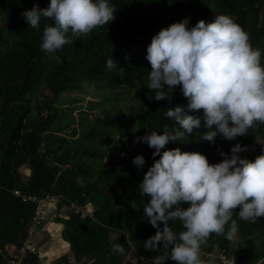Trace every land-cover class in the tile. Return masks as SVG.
<instances>
[{"label": "trees", "instance_id": "1", "mask_svg": "<svg viewBox=\"0 0 264 264\" xmlns=\"http://www.w3.org/2000/svg\"><path fill=\"white\" fill-rule=\"evenodd\" d=\"M109 3L117 10L109 25L87 37L69 33L73 43L46 53L40 48L43 29L53 22L42 18L39 28H31L21 14L34 6L45 9L50 0H0V264L11 257L4 247L19 249L30 226L35 203L26 198L45 196L58 209L71 203L93 209L92 219L74 214L60 219L75 264H131L133 255L134 264H151L159 254L144 243L156 229L143 212L150 197H142L138 186L160 157L154 158L155 150L146 143L134 141L152 131L162 134L165 126L175 127L166 111L186 107L187 100L179 86L168 99H154L147 88V47L172 23L189 18L191 28L200 20L227 15L249 34L252 46L264 52V0ZM111 56L117 70L106 67ZM88 96L115 100L122 109L116 118L103 115L100 103L86 101ZM189 114L203 117L202 110ZM69 126L78 128L68 132ZM203 131L202 126L183 140L169 142L161 153L175 148L200 152L215 164L223 159L221 151L230 156L239 143L247 147L242 158L254 161L264 154V124L257 123L232 141L217 136L214 144L200 141ZM138 155L145 159L139 169L132 163ZM22 170L27 171L25 177ZM233 219L237 235L232 240L211 235L201 249L204 259L220 264L217 255L223 251L236 264H264V217L243 221L234 214ZM169 223L177 233L183 230L179 221ZM117 243L124 245L123 255L115 251ZM37 263V254L20 262Z\"/></svg>", "mask_w": 264, "mask_h": 264}, {"label": "clouds", "instance_id": "2", "mask_svg": "<svg viewBox=\"0 0 264 264\" xmlns=\"http://www.w3.org/2000/svg\"><path fill=\"white\" fill-rule=\"evenodd\" d=\"M116 11L109 0H50L47 8L34 6L21 15L31 28H39L42 18L53 22L44 26L40 48L55 53L73 43L69 33L87 37L114 21ZM188 25L189 18L172 23L147 47L146 60L151 66L147 88L154 99H168L179 86L187 100L186 107L166 111V118H171L175 127L165 126L162 134L152 131L134 141L146 143L155 150L153 157H160L138 186L142 197H150L143 212L156 229L144 247L157 252L161 245L163 248L151 264L167 260L211 264L201 258L202 246L213 234L232 240L238 233L234 214L243 221L264 217V154L254 161L242 158L240 154L247 147L239 143L231 148L230 156L221 151L223 159L215 164L200 152L175 148L161 153L169 142L183 140L202 126L200 141L214 144L217 136L232 141L257 123L264 124V52L252 46L249 34L230 16L218 15L211 22L200 20L191 28ZM106 67L117 70L112 56ZM200 110L202 119L189 114ZM132 163L139 169L145 159L138 155ZM183 203L189 206L182 208ZM176 221L183 229L178 233L169 223ZM114 248L125 253L124 245L117 243Z\"/></svg>", "mask_w": 264, "mask_h": 264}, {"label": "crops", "instance_id": "3", "mask_svg": "<svg viewBox=\"0 0 264 264\" xmlns=\"http://www.w3.org/2000/svg\"><path fill=\"white\" fill-rule=\"evenodd\" d=\"M62 209L59 211H48V214L45 213L42 225L36 228L33 233L38 261L42 264H62L60 261L62 258L66 260L67 264H75L68 244L64 241V226L60 221V219H67L70 216V212L67 208ZM7 253L10 256L16 255V252L9 248ZM201 258L204 259L203 255H201ZM136 260L137 257L133 255L128 261L134 264ZM213 260L214 258L208 261H211L212 264Z\"/></svg>", "mask_w": 264, "mask_h": 264}, {"label": "built area", "instance_id": "4", "mask_svg": "<svg viewBox=\"0 0 264 264\" xmlns=\"http://www.w3.org/2000/svg\"><path fill=\"white\" fill-rule=\"evenodd\" d=\"M26 200L32 201L35 203V209L33 212V216L31 219L30 226L26 230V236L24 240L22 241L21 246L19 249H15L12 246H5L4 249L7 251L9 249H13L16 251L15 256H11L7 264H20L21 260H23L28 254H37V250L34 245L33 240V233L36 228L40 227L43 223V218L45 214V210L50 206L51 203H53V199L51 197L45 196V197H27ZM70 214L78 215L81 218H93V210L89 206H78L74 203L69 204L67 207ZM217 259L220 264H236L233 257L230 255H226L221 251L217 255ZM37 264H42L38 261ZM49 264V263H48Z\"/></svg>", "mask_w": 264, "mask_h": 264}, {"label": "rangeland", "instance_id": "5", "mask_svg": "<svg viewBox=\"0 0 264 264\" xmlns=\"http://www.w3.org/2000/svg\"><path fill=\"white\" fill-rule=\"evenodd\" d=\"M214 19V18H213ZM86 101L88 100H91V101H94L95 103H100V110L101 112L103 113V115H106V114H109V116L113 117V118H116L118 116V112L120 109H122V106H120L118 104L117 101H111V100H108V101H103L101 100L100 98H95L93 96H88L85 98ZM76 129L78 127L76 126H69L67 128L66 131H71L72 129ZM242 157V156H241ZM22 173H23V177H25L27 175V171L26 170H22ZM61 209H58L56 207V205L53 203L50 204V206L45 210V213L48 214V211L51 212V211H59ZM63 210V209H62ZM160 252H158L159 255H161L163 253V248H162V245L160 246ZM202 255V254H201ZM215 261V259L213 260ZM214 263V262H213Z\"/></svg>", "mask_w": 264, "mask_h": 264}, {"label": "bare ground", "instance_id": "6", "mask_svg": "<svg viewBox=\"0 0 264 264\" xmlns=\"http://www.w3.org/2000/svg\"><path fill=\"white\" fill-rule=\"evenodd\" d=\"M93 210V209H92Z\"/></svg>", "mask_w": 264, "mask_h": 264}]
</instances>
